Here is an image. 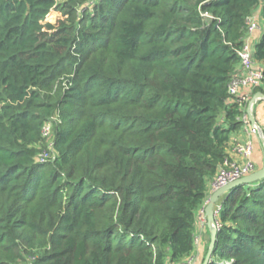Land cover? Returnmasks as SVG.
Returning a JSON list of instances; mask_svg holds the SVG:
<instances>
[{
	"label": "trees",
	"instance_id": "1",
	"mask_svg": "<svg viewBox=\"0 0 264 264\" xmlns=\"http://www.w3.org/2000/svg\"><path fill=\"white\" fill-rule=\"evenodd\" d=\"M256 8L264 73V0H0V264L193 253L248 106L228 88ZM52 9L65 18L45 22ZM217 219L208 264H264V178Z\"/></svg>",
	"mask_w": 264,
	"mask_h": 264
},
{
	"label": "built area",
	"instance_id": "2",
	"mask_svg": "<svg viewBox=\"0 0 264 264\" xmlns=\"http://www.w3.org/2000/svg\"><path fill=\"white\" fill-rule=\"evenodd\" d=\"M205 15H208L207 13H204ZM261 25L257 22V18L253 16V14L248 18L247 21V27H246V34L244 37V43L242 47L238 50V55L240 57V69L239 72L233 77L229 84L228 92L230 96H237L239 88H245V89H254L256 87H259L262 81L264 80V73L263 68L261 65L256 64L253 62L252 54L253 51L250 48V45L248 42H246V38L248 35H251L254 31H261ZM241 97V96H240ZM245 99V97H242ZM246 100V99H245ZM247 101V100H246ZM243 114L242 118H244V121L249 124L248 115L246 113ZM260 126V125H259ZM264 131V122L260 126ZM248 132L253 135L258 136V128L256 125H250L248 127ZM43 134L45 136H48L50 134V127L49 124H47L43 129ZM52 144L49 143L48 148H51ZM254 149L253 142L251 140H248L244 143H239L234 148V153L238 155L239 157H231L227 155V157L224 159L223 163L219 166L216 174L211 178L210 180V187L211 190L214 191L218 189L219 187L226 185L227 183L238 179L240 177H243L245 175L250 174L254 171V163L251 159V155ZM41 160L47 158L48 154L46 152L39 155ZM241 158V159H239ZM208 202V199L205 201L204 205L199 210V227L200 231L206 224V218H205V212L204 208L206 203ZM219 207L215 210V219H216V225L217 228L221 226L219 223L217 217H218V210ZM198 234V233H197ZM199 234L195 237V248L199 244ZM198 260V256L196 253H191L189 256H187L181 263L179 264H196Z\"/></svg>",
	"mask_w": 264,
	"mask_h": 264
},
{
	"label": "crops",
	"instance_id": "3",
	"mask_svg": "<svg viewBox=\"0 0 264 264\" xmlns=\"http://www.w3.org/2000/svg\"><path fill=\"white\" fill-rule=\"evenodd\" d=\"M252 14H253V16H255V18H257V22L260 24L259 20L262 19L261 14H260V9L256 8ZM261 27H262V25H261ZM261 29H263V28H261ZM261 34H262V30L261 31H254L251 35H248V37L246 38V42H248L252 51H254L255 45L259 41ZM259 87L261 88V90H259L257 92L264 93V80L262 81V83L260 84ZM254 94H253L252 89L239 88L237 96L245 97V99L249 103V101L252 99ZM251 112H252V116L254 117L257 124H259L261 126L262 123L264 122V99L257 98L254 101V103L252 104ZM241 119H242L241 128L231 135L230 140L227 144V148H226L227 155L234 157V158L239 157L238 155H236L234 153L235 146L239 143H244L248 140H251L253 142V145H254V149H253V152L251 155V159L254 163V171H255V170L260 169L264 165V149H263V146L260 142L259 136L250 134L248 132V127L250 125H252L250 123L249 117H248V120H249L250 125H248L247 122L244 121V118H241ZM239 159H241V158H239ZM210 180L208 181V188H209V193L211 195V193L213 191L211 190V187H210ZM199 231H200V227L198 226L197 227V233L198 234H199ZM199 238H200L199 244L197 245V247L194 250V253L197 254L198 259H200L202 257V255H203V253L207 247V242L210 239L209 231H208V228L206 227V225L202 228V230L199 234Z\"/></svg>",
	"mask_w": 264,
	"mask_h": 264
},
{
	"label": "water",
	"instance_id": "4",
	"mask_svg": "<svg viewBox=\"0 0 264 264\" xmlns=\"http://www.w3.org/2000/svg\"><path fill=\"white\" fill-rule=\"evenodd\" d=\"M257 98L264 99V93L256 92L253 95L252 99L248 103L246 113L249 117L250 123L252 125H256L258 128V136H259L260 142L264 149V131L259 126V124H257L251 112L252 104ZM263 178H264V165L260 169L255 170L248 175L235 179L227 183L226 185L219 187L218 189L214 190L211 193V195L209 196L208 202L206 203L205 208H204L205 218H206L205 225L208 228L210 239H209V244H208V248L206 251V255L204 257L202 264L209 263L214 247H215L217 233H218V228H217L216 219H215V210L217 209V207L220 206L222 200L235 187L244 185V184H251Z\"/></svg>",
	"mask_w": 264,
	"mask_h": 264
},
{
	"label": "rangeland",
	"instance_id": "5",
	"mask_svg": "<svg viewBox=\"0 0 264 264\" xmlns=\"http://www.w3.org/2000/svg\"><path fill=\"white\" fill-rule=\"evenodd\" d=\"M59 1H62V0H59ZM64 18H65V16H63L59 11H57L56 9H52L50 11V13L47 15L45 22L47 21V22H51V23H57V21L59 19H64ZM259 21H260V24L262 25V28H263V21H262V19H260ZM49 127H50V125H49ZM50 131H51V128H50ZM47 139H48L47 141L50 143L51 140H52L51 132L47 136Z\"/></svg>",
	"mask_w": 264,
	"mask_h": 264
}]
</instances>
